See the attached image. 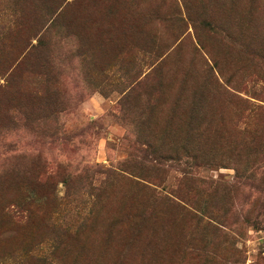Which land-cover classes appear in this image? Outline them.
Returning a JSON list of instances; mask_svg holds the SVG:
<instances>
[{"label": "rangeland", "instance_id": "obj_1", "mask_svg": "<svg viewBox=\"0 0 264 264\" xmlns=\"http://www.w3.org/2000/svg\"><path fill=\"white\" fill-rule=\"evenodd\" d=\"M0 264H264V0H0Z\"/></svg>", "mask_w": 264, "mask_h": 264}, {"label": "trees", "instance_id": "obj_2", "mask_svg": "<svg viewBox=\"0 0 264 264\" xmlns=\"http://www.w3.org/2000/svg\"><path fill=\"white\" fill-rule=\"evenodd\" d=\"M238 3H239V1H238ZM248 4L257 7V0H248ZM257 15H258V12H256L255 16H257ZM256 24H259V22L256 21Z\"/></svg>", "mask_w": 264, "mask_h": 264}]
</instances>
